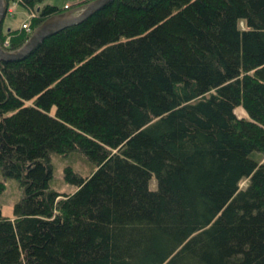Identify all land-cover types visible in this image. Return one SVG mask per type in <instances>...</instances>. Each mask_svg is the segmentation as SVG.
Listing matches in <instances>:
<instances>
[{
  "label": "trees",
  "instance_id": "obj_1",
  "mask_svg": "<svg viewBox=\"0 0 264 264\" xmlns=\"http://www.w3.org/2000/svg\"><path fill=\"white\" fill-rule=\"evenodd\" d=\"M75 150L90 175L50 189ZM263 154L264 0H112L0 60V264H264Z\"/></svg>",
  "mask_w": 264,
  "mask_h": 264
},
{
  "label": "rangeland",
  "instance_id": "obj_2",
  "mask_svg": "<svg viewBox=\"0 0 264 264\" xmlns=\"http://www.w3.org/2000/svg\"><path fill=\"white\" fill-rule=\"evenodd\" d=\"M78 0H51V3L58 6H66L67 4L74 3ZM8 7L6 6L5 14L0 24V33L7 34L6 39H12L13 33L10 31L23 30L21 37L24 38L32 31L30 28L31 19L36 15L30 14V11L21 6L17 0H7ZM7 9H10L12 13H7ZM33 15V17H31ZM28 25L29 32L23 27ZM35 30V29H34ZM26 40L24 41V43ZM23 43V44H24ZM22 44V45H23ZM21 47V46H20ZM235 113L238 117L245 116L241 108H237ZM264 161V154L260 157ZM49 163L51 167V177L49 179V188L58 193H72L76 189V184L66 178L67 169L78 177L85 178L90 175L92 171V164L90 161L78 150L72 151L66 155H60L54 152L49 154ZM0 181L3 182V190L0 193V212L3 217L11 218L14 215V206L22 197V189L19 181L11 176H7L3 173L0 167ZM153 188L155 181L150 183ZM240 188L246 185V180L240 182Z\"/></svg>",
  "mask_w": 264,
  "mask_h": 264
},
{
  "label": "water",
  "instance_id": "obj_3",
  "mask_svg": "<svg viewBox=\"0 0 264 264\" xmlns=\"http://www.w3.org/2000/svg\"><path fill=\"white\" fill-rule=\"evenodd\" d=\"M111 1L112 0H94L85 4L78 13H75L74 10H69L46 18L40 25L36 27L26 42L18 49L6 51L0 47V60L7 62L25 57L46 37L55 34L69 26L81 23L93 12L104 7ZM5 6L6 5L3 0H0V24L5 14Z\"/></svg>",
  "mask_w": 264,
  "mask_h": 264
},
{
  "label": "crops",
  "instance_id": "obj_4",
  "mask_svg": "<svg viewBox=\"0 0 264 264\" xmlns=\"http://www.w3.org/2000/svg\"><path fill=\"white\" fill-rule=\"evenodd\" d=\"M84 3H86V0H78V1H75L74 3L67 4L66 6H58L57 4H54V3H52V4L56 5V6L60 7V8L65 9L64 11L74 10V11L77 12L78 10H80V8L82 7V5ZM77 4H81V5H77ZM12 11H11V13H12Z\"/></svg>",
  "mask_w": 264,
  "mask_h": 264
},
{
  "label": "built area",
  "instance_id": "obj_5",
  "mask_svg": "<svg viewBox=\"0 0 264 264\" xmlns=\"http://www.w3.org/2000/svg\"><path fill=\"white\" fill-rule=\"evenodd\" d=\"M32 16H33V15H31V17H32ZM23 27L26 29L27 32H29V27H28V25H24ZM7 45H8V44H7V41H5V42H4V46H7Z\"/></svg>",
  "mask_w": 264,
  "mask_h": 264
}]
</instances>
